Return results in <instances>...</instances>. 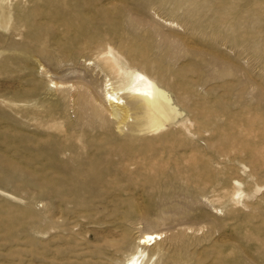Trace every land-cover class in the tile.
I'll return each mask as SVG.
<instances>
[{
	"label": "rangeland",
	"instance_id": "rangeland-1",
	"mask_svg": "<svg viewBox=\"0 0 264 264\" xmlns=\"http://www.w3.org/2000/svg\"><path fill=\"white\" fill-rule=\"evenodd\" d=\"M137 74L181 121L116 130ZM134 256L264 264V0H0V264Z\"/></svg>",
	"mask_w": 264,
	"mask_h": 264
},
{
	"label": "bare ground",
	"instance_id": "bare-ground-1",
	"mask_svg": "<svg viewBox=\"0 0 264 264\" xmlns=\"http://www.w3.org/2000/svg\"><path fill=\"white\" fill-rule=\"evenodd\" d=\"M103 102L107 105L105 111L108 118L119 132L133 123L138 129L157 132L177 124L184 117L171 96L155 81L142 74H137L135 84L121 92L106 81L103 84ZM159 240H162L160 234L147 232L138 244L153 247ZM136 256L128 260V264H136Z\"/></svg>",
	"mask_w": 264,
	"mask_h": 264
}]
</instances>
